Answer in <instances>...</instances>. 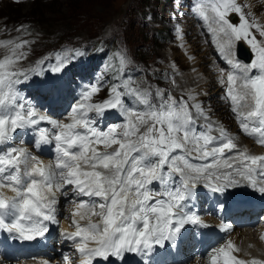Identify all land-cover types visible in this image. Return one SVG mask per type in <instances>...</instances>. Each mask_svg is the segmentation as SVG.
I'll list each match as a JSON object with an SVG mask.
<instances>
[{"label": "snow or ice", "instance_id": "obj_1", "mask_svg": "<svg viewBox=\"0 0 264 264\" xmlns=\"http://www.w3.org/2000/svg\"><path fill=\"white\" fill-rule=\"evenodd\" d=\"M243 7L237 0H197L193 12L230 66L222 99L240 130L264 146V41L252 33L255 29L264 37V25ZM233 13L237 23L229 18ZM238 41H246L254 53L249 63L235 59ZM29 43L0 41L6 50L0 56V232L9 239L44 237L49 225L59 224L57 205L63 197L75 206V231L62 235L73 242L81 264H124L126 254L150 264L156 249L175 247L187 226H209L194 211L200 189L223 196L249 186L264 194V154L241 147L238 137L212 119L198 94L188 91L177 99L172 91L137 84L126 75L131 61L123 53L118 65H110L116 83L106 99L93 102L104 87L98 77L82 86L63 119L40 113L17 87L31 78L18 67L28 58L24 49ZM72 58L58 53L47 67L54 74L51 93L59 91V76ZM30 71L44 77L45 61ZM219 71L225 80V70ZM112 111L122 122L102 126ZM42 123L51 127H38ZM28 129L38 133L32 142L37 150L52 146L55 155L48 163L12 143L14 134ZM238 251L228 240L207 253V264H264L241 260L233 255ZM69 259L64 256L66 264Z\"/></svg>", "mask_w": 264, "mask_h": 264}, {"label": "rangeland", "instance_id": "obj_2", "mask_svg": "<svg viewBox=\"0 0 264 264\" xmlns=\"http://www.w3.org/2000/svg\"><path fill=\"white\" fill-rule=\"evenodd\" d=\"M161 1L163 0H19V2H17V0H0V36L3 35L4 37V39H0V41H29L30 43L24 49L28 54V58L22 60L18 64V67L23 70H31L37 65L38 61L43 60L45 61V71L47 73V67L56 62V59L53 62H48L53 52L55 55L59 53L62 56H67L65 50L69 45L68 49L70 50V55L74 58V51L79 45H86L88 42L99 39H110L111 42H115L116 36L118 38L115 42V53L117 55L120 53L127 55L131 61L128 68H136L141 71L133 80L136 79V83L141 86L151 85L153 89L159 87L166 91H172V94L179 99L180 95L185 93L177 91V87L180 84L179 78L182 76V73L189 70L187 63L188 60L192 58L191 56H186L187 44L185 37L191 34L195 27L193 19L198 20V16L193 12V7L197 0H165V5H162ZM237 1H239L237 3L241 6H245L243 7V11L246 14L249 12L252 13V16L249 17L250 19L254 17L259 24L264 25V0ZM36 2H38V4ZM33 11L36 13L29 15V12ZM21 25L27 27L29 31H17V29L21 28ZM180 28H185V31L181 34L179 33ZM161 31H163L162 35L164 40L158 39V35ZM26 32H31V34L26 35ZM252 33L256 36L258 41H264V37H261L259 33L258 35L254 34L253 30ZM83 38H85L84 41L77 42ZM176 38L177 41L175 42ZM200 40H205V37ZM5 53L6 50L0 47V56H3ZM215 54L217 56L218 70H225V80L221 79V73H219V78L224 83V97L227 88L226 74L230 70V66L224 60L219 59L220 55H217V52H215ZM45 58H47V60H45ZM31 59H33L34 62H30ZM70 65H72V61L69 63V66ZM73 65H76V69L66 71V76L64 77L65 90L62 88V93L61 90H59L56 93L48 92L47 94L44 85L25 82L17 86L19 94L21 92L25 93L26 100L35 103L40 113L52 116L54 119H63L68 105L75 103V100L72 99L79 96L82 86L95 83L97 82V78H100V82L104 87L98 94H101L103 91H105V94L93 100V102L98 103L100 99H103L105 95L108 94L112 84L116 83V81L111 80L108 76L107 62L105 60L94 62L90 60V55H86L83 59L73 63ZM83 66H85V68H83ZM108 66L110 77H112L114 72L110 67V60ZM167 67L172 74L170 84V72ZM78 70H85L86 72H83L81 75ZM159 71L163 72L162 81L152 80L151 78L155 77V72H158L160 75ZM205 72H208L207 67ZM209 72H211V70ZM32 76L38 79L42 78L34 74H32ZM61 76L62 74L59 76L58 81L60 88L63 87ZM48 78L45 84L47 86L54 79V76H49ZM173 80L175 81L174 85L172 84ZM69 90L71 92L67 94ZM211 90L212 88L209 89V91ZM22 93L20 94L21 96H23ZM42 93L47 95H43ZM39 94L42 95L39 96ZM61 94L66 95V101L68 102L61 100ZM185 98L187 97L185 96ZM212 99L213 97L204 99L205 108L210 106ZM70 100L72 101L70 102ZM54 104L60 106L61 110L60 107ZM49 105L51 107H48ZM219 105L221 106L222 103H219ZM58 112L59 114H57ZM108 114L109 113L106 114L105 119L101 122L102 126L107 125L104 122ZM211 115L218 116L220 120L222 119L221 122L224 124L223 127H226L229 133H231L234 125L235 128H239L235 116L232 114L234 119L232 122L227 110L224 112L220 110ZM117 122V119L112 121V123ZM43 125H46V123H42L38 127H42ZM21 132L22 133L17 136L14 135L12 143L22 137L24 139H20L14 142V144L27 147L30 151L32 139H30V137L25 139V136L30 134L32 137L36 132L34 133L32 129H29L27 132ZM37 134L38 133H36L35 136H37ZM244 140L252 148L256 147L260 149L259 152H256L254 149L251 153L257 155L262 154L264 146L258 145L254 138L248 139L245 137ZM21 141H23V143H21ZM239 144L241 143L239 142ZM37 152L39 154L41 153L40 155L45 154L44 157L48 156L47 154L50 153V145L42 146ZM200 190L203 197H210L208 191L205 189ZM9 192L10 191L5 190V195L7 194V196L10 197L13 193L10 192L11 194L9 195ZM235 192L233 197L232 193L228 192V196L234 199H242L245 197L257 198L255 195L242 191H238L237 193L236 190ZM61 198L62 202H59L57 205V219L61 227L72 226V229L75 230V226L69 224L73 216L71 220L62 217L68 212L64 210L67 204L69 212H72L75 206L70 203L69 200L67 203L63 197ZM198 200L199 198L197 201ZM197 208L198 204L195 205L194 209ZM75 219L79 220V217H75ZM80 223L84 224L83 221H80ZM242 231L245 232V230L235 232L234 238ZM256 239L259 240V237H256ZM249 254L257 257V250L255 249ZM242 256L243 254L238 256V258L242 260ZM196 261L197 259H195L192 264H196ZM36 262L37 261L29 263H41Z\"/></svg>", "mask_w": 264, "mask_h": 264}, {"label": "bare ground", "instance_id": "obj_3", "mask_svg": "<svg viewBox=\"0 0 264 264\" xmlns=\"http://www.w3.org/2000/svg\"><path fill=\"white\" fill-rule=\"evenodd\" d=\"M200 20L201 19L199 17H198V20L193 19V23L195 27L192 30V33L185 37V41L187 44L186 45L187 46L186 56H191L192 58L188 60V63H187V65L189 66V70L186 71L185 73H182V76H180L179 78L180 84L177 87L178 89L177 91H181L185 93H187L188 91H191L193 93L198 94L197 98L203 104V106H204L205 98L208 99L210 97H213V99L211 100L213 103L210 101L211 102L210 106H207L205 109L209 110V115L212 117L214 121L224 126V124L221 122L222 119L220 120L218 116L211 115L212 113L218 112L220 110H222L223 112L227 110L230 114L232 122L234 121L232 117V112L229 109V105L225 102L224 99H222L224 83H222V81L218 78V75H219L218 73L220 72H218L219 70L217 68L218 66H217V59H216L217 56L215 52H217V55H220V54L216 50L215 45L212 43V36L208 32L207 27L204 25L203 21L202 20L200 21ZM184 31H185V28L179 29L180 34L183 33ZM203 37H205V40L201 41L200 39H203ZM0 39H4L3 35L0 36ZM55 59H56V55L53 52V54L49 57L48 62H53ZM30 62H34V60L31 59ZM206 67H207V71L209 72L211 70V72L209 73L205 72ZM210 88H212L211 91H209ZM103 94H105V91H103L101 94H97L93 96V100L101 97ZM219 103H222V105L220 106ZM114 119H117L118 121L117 123L122 122L121 118L116 113H114V111H112V112H109L107 119L105 120L104 123L105 124L112 123ZM28 130H26L25 132H27ZM233 131L235 132V125L232 127L231 133ZM21 133H22L21 131H18L14 135L17 136ZM235 136L238 137V143L240 142L241 144L242 143L246 144L247 149L249 150L250 153L252 152V150L254 151V149L256 150V152L260 151V149L256 147L252 148L249 144H247L246 141L244 140L245 136H242L237 133H235ZM236 190H237V193L238 191L239 192L242 191L244 193L255 195V197H259V195H261V193H259L258 191H254L251 187L243 186V187H237V188L229 190V192L232 193V197L235 195ZM10 194L11 193L9 192V195ZM228 195L229 193L228 194L226 193L223 196L219 194L212 195L210 193V198H213L215 196H221L222 198H225V197H229ZM61 202H62V198L60 200V203ZM235 237L236 238L234 239V241L238 244L237 248L239 249L238 252H234V254H237V258L238 256H241V254H243L242 260L250 261L253 258H255L257 260L264 261V240L261 239V237L257 233L245 230V232L242 231L239 235L237 234V236ZM256 237H259V240L256 239ZM255 249L257 250V257L251 256L249 254ZM132 257L133 259L141 258L134 254ZM0 264H7V263L0 261ZM40 264H42V262ZM196 264H204V263L197 260Z\"/></svg>", "mask_w": 264, "mask_h": 264}, {"label": "water", "instance_id": "obj_4", "mask_svg": "<svg viewBox=\"0 0 264 264\" xmlns=\"http://www.w3.org/2000/svg\"><path fill=\"white\" fill-rule=\"evenodd\" d=\"M235 18L236 17L233 16V19H235ZM237 53H238V56L240 58H244L247 62L251 61V59L253 57V54H252L250 48L247 47L243 41H239L238 47H237Z\"/></svg>", "mask_w": 264, "mask_h": 264}, {"label": "trees", "instance_id": "obj_5", "mask_svg": "<svg viewBox=\"0 0 264 264\" xmlns=\"http://www.w3.org/2000/svg\"><path fill=\"white\" fill-rule=\"evenodd\" d=\"M36 3L38 4V2H36ZM161 4L165 5L166 4L165 0L161 1ZM33 13H36V12H34V11L33 12H29V15H31V14L33 15ZM2 16H4V15H2ZM104 53H105V51L102 52V54H104Z\"/></svg>", "mask_w": 264, "mask_h": 264}]
</instances>
